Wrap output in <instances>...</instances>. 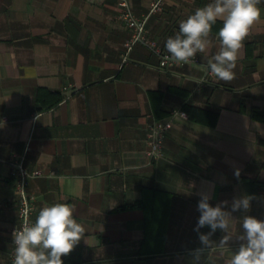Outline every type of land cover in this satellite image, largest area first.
I'll use <instances>...</instances> for the list:
<instances>
[{"label":"crops","instance_id":"crops-1","mask_svg":"<svg viewBox=\"0 0 264 264\" xmlns=\"http://www.w3.org/2000/svg\"><path fill=\"white\" fill-rule=\"evenodd\" d=\"M152 1L129 0L137 17ZM209 2L165 0L149 38L166 50L179 22ZM258 7L235 78L224 82L207 67L220 21L198 63L164 71L143 45L123 62L130 32L118 0H0V264H10L19 224L10 162L27 148L26 168L44 174L28 185L34 218L68 203L85 227L64 264H227L243 243V217L264 220V0ZM157 120L173 128L153 159L147 129ZM202 192L226 212L234 198L254 197L206 245L199 236L211 229L194 230Z\"/></svg>","mask_w":264,"mask_h":264},{"label":"clouds","instance_id":"clouds-1","mask_svg":"<svg viewBox=\"0 0 264 264\" xmlns=\"http://www.w3.org/2000/svg\"><path fill=\"white\" fill-rule=\"evenodd\" d=\"M261 0H211L193 14L179 22V30L165 43L169 57L176 63H189L197 53H204L211 44L209 36L217 21L222 22L218 31L219 51L208 61V70L215 80L229 82L235 78L236 61L250 28L261 19ZM207 192L200 194L197 211L200 213L195 231L208 226L211 232L201 234V244L217 229L227 231L231 213L247 212L253 196L234 198L231 212L223 204H210ZM240 237L243 243L230 257L227 264H264V220L253 216L243 217ZM85 227L77 221L68 203H53L42 207L33 223L25 222L13 232L14 259L12 264H64L62 257L69 255L85 236ZM223 236L220 245L228 243Z\"/></svg>","mask_w":264,"mask_h":264},{"label":"built area","instance_id":"built-area-1","mask_svg":"<svg viewBox=\"0 0 264 264\" xmlns=\"http://www.w3.org/2000/svg\"><path fill=\"white\" fill-rule=\"evenodd\" d=\"M164 1L165 0H153L149 13L143 17H137L129 0H118V4L121 7L118 19L130 32V38L124 44L125 52L123 54V62L127 61L130 53L137 45H143L159 58L160 68L164 71H171L178 65H184L183 63H176L170 58L166 59V57H169V53L156 40L149 38V32L147 29L149 18L156 12L163 10ZM198 62L199 59L195 56L189 63ZM174 114H180L183 118H187V115L184 112L176 111ZM172 128L173 124L171 120H157L148 126L147 142L150 147V157L157 159L163 156L164 139L166 134L171 131ZM28 150L29 149L27 148L24 154L14 156L10 162L12 167V177L15 184V192L19 199V224L15 230H19L25 222L33 223L35 221L34 215L36 205L34 197L28 191V185L32 179L44 175L39 169L29 171L26 168L25 160ZM14 249L15 245L10 254V264H12L14 259Z\"/></svg>","mask_w":264,"mask_h":264},{"label":"trees","instance_id":"trees-1","mask_svg":"<svg viewBox=\"0 0 264 264\" xmlns=\"http://www.w3.org/2000/svg\"><path fill=\"white\" fill-rule=\"evenodd\" d=\"M141 207H142V204L140 202H136L134 204L125 206V208H141Z\"/></svg>","mask_w":264,"mask_h":264}]
</instances>
